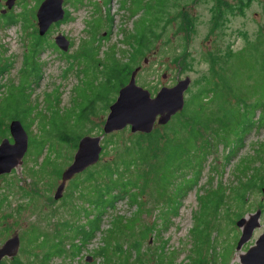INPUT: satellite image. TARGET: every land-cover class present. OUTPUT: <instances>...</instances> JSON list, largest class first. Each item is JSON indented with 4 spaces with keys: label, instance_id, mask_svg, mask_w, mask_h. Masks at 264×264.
I'll list each match as a JSON object with an SVG mask.
<instances>
[{
    "label": "rangeland",
    "instance_id": "1",
    "mask_svg": "<svg viewBox=\"0 0 264 264\" xmlns=\"http://www.w3.org/2000/svg\"><path fill=\"white\" fill-rule=\"evenodd\" d=\"M6 1L0 0V13L6 11L0 14V66H6L0 75V142L5 138L12 141L9 123L24 119L26 97L19 92L22 88L8 90L20 86L26 73L25 57L34 42L40 41L43 48L37 61L40 78L30 72V67L26 75H30L31 86L24 92L29 93L27 103L34 110L31 108L32 116L26 122L19 120L28 136L27 152L20 165L0 176V247L15 234L19 238L17 255L0 264H240L239 255L264 232V194L257 191L249 195L240 211L231 201L230 190L236 186L238 174L234 169L239 160L264 158V123L245 137L244 146L229 162L225 160L227 149L210 139V155L197 185L182 196L176 213L169 217L159 211L165 207L159 202L162 189L147 163H138L137 171L124 175L134 179L140 174L143 194L136 203L129 198L115 203L104 213L100 232L88 241L77 229L82 225L89 229L88 219L93 213L87 219L82 210H92L85 200L96 198L92 186L97 183L100 188L106 176L95 175V182L88 183V172H84L65 184L59 199L55 200L54 194L61 182L60 172L73 161L79 138L103 135L108 107L123 81L125 84L129 79L127 70L120 73L124 64L141 68L136 83L152 96L189 77L186 102L205 85V77L222 70L228 75L239 63L235 56L238 51L246 49L247 55L264 57V0H109L107 5V0H65L67 19L52 25L42 37L35 17L42 0H15L11 9H7ZM5 14L18 16V22L6 25ZM109 16L113 18L111 24ZM145 27L148 48L134 59L133 43ZM59 34L70 42L67 52L55 46L54 38ZM231 74L235 76L236 70ZM237 81L238 89L253 85L246 69L240 68ZM263 92L261 86V97ZM15 110L21 112L20 118L13 117ZM61 126L62 131L54 134ZM61 133L72 142H60ZM118 133L110 139L103 136L100 160L95 168L88 169L90 172L120 162L128 138L135 134L129 127ZM39 141L45 142L44 149ZM114 143L118 149H112ZM73 183L78 186L71 188ZM220 188L228 199L214 213L215 200L203 203L199 197ZM257 209L262 211L260 226L237 251L238 214L243 217ZM127 222H131L127 228L132 230L125 227ZM150 226L153 229H147ZM134 243H139L135 252ZM115 245L121 246V252ZM88 256L92 262L86 261Z\"/></svg>",
    "mask_w": 264,
    "mask_h": 264
},
{
    "label": "trees",
    "instance_id": "2",
    "mask_svg": "<svg viewBox=\"0 0 264 264\" xmlns=\"http://www.w3.org/2000/svg\"><path fill=\"white\" fill-rule=\"evenodd\" d=\"M108 1L105 2L106 5ZM74 2L79 3L80 0H74ZM106 12L109 13V9L106 8ZM2 18L6 25H13L18 22V16L11 14H5ZM6 18L7 20H5ZM66 19L67 16L63 21ZM109 21L110 24L113 22L112 16H109ZM38 37L36 35L35 39L39 40ZM146 43L145 27L143 34L135 39L133 43L135 45L134 59L137 56L144 55L145 50L148 48ZM42 48L40 41L34 42L24 61L26 73L22 81L25 77L27 78L24 85H21V81L18 88L8 90V92L11 90L17 91L22 88L19 92L21 91L22 95L26 97L24 110H22L24 119L21 118L20 121L25 120L26 122L32 116L34 110V106L27 103L29 93L24 92L25 89L26 91L30 90L31 86L30 75H26L29 73L28 68L30 67V72L37 74V79L40 78L41 66L37 61L39 51ZM255 48L256 45H254ZM245 50H240L235 54L239 59V63L236 67L230 68L228 75L222 70L211 77H205V85L189 97L185 102L184 109L172 117L168 124L155 127L150 134L130 136L128 144L124 146V156L120 162L113 166L106 165L100 172H90L88 169L91 167L84 171L85 173L88 172L85 179V182L88 183L95 182V175L104 174L106 176V180L100 184V188L97 183L92 186L96 198L90 197L85 200L92 210L88 211V209L83 208L82 213L87 219L91 213H93V217L88 219L89 229H85V225L77 229L78 233L83 235L84 241L92 239L97 232H100L104 213L109 209H113L115 203L126 198H129L132 203H136L139 195L143 194L145 185L139 184L142 179L140 174L137 173L134 179L124 177L127 172L137 171L138 163H147L152 169L159 188L162 189L159 202L161 207L165 206L159 211L169 217L176 213L175 209L179 208L182 196L197 185L202 174L203 164L210 155L208 153L211 146L210 139L216 145L222 144L227 149L225 160L229 162L238 150L244 146L245 137L256 125L264 123V92L263 96H260L261 86L264 91V57H252L251 53L247 55ZM177 61L178 59L175 58V62ZM5 67L0 66V75L5 71ZM240 68L247 70L248 77L252 81L251 84H253L245 90L237 87ZM132 69L129 64H124L120 73H125L127 70L126 74L128 73L129 76ZM233 69L236 70L235 76L231 74ZM123 83L121 86L124 85ZM10 93L13 95L14 92ZM250 95L256 97L252 101H248L246 96ZM85 112L86 109L82 117L85 116ZM257 112H259V115L256 118ZM19 113L21 114V112L15 110L13 117H19ZM62 126L61 130H55L54 134L60 133L63 129ZM119 134H110L109 139ZM59 140L64 144L72 142L67 134L62 133L59 134ZM39 143L43 144L44 149L45 142L39 141ZM118 146L117 143L111 145L112 149H118ZM262 154L264 155V146ZM184 155L187 156L186 160L183 158ZM257 161L259 162L258 166L255 165ZM52 166L53 168L56 166L54 162H52ZM234 172L238 174V179L236 186H233L230 190L231 201L241 211L243 205L248 201L249 195L264 188V158L258 156L257 160L241 159L235 165ZM77 186L78 184L73 183L71 188ZM199 199L204 201L203 203L215 200L217 209L214 213H217L225 205L228 196L225 190L220 188L208 192L206 195H201ZM77 213L81 215V212L78 211ZM238 217L240 218L242 215L238 214ZM119 223L120 221L115 222V226L117 227ZM129 223L131 222H127L125 225L126 228ZM132 229L133 227L128 230ZM147 229L150 230L153 227L150 226ZM145 234L143 233V235ZM138 247L139 243H134L132 246L133 252L137 251ZM120 249V245H115V250L119 252Z\"/></svg>",
    "mask_w": 264,
    "mask_h": 264
},
{
    "label": "water",
    "instance_id": "3",
    "mask_svg": "<svg viewBox=\"0 0 264 264\" xmlns=\"http://www.w3.org/2000/svg\"><path fill=\"white\" fill-rule=\"evenodd\" d=\"M14 1H6L7 9H11ZM64 1L42 0L40 2L35 13L40 37L44 36L52 25L64 20ZM4 13H6L5 9L0 14ZM54 43L63 52L69 49L70 42L60 34L54 38ZM146 63L145 59L144 64ZM140 69L136 67L130 71L127 83L118 89L115 100L109 105L103 125V135L83 136L78 140L72 163L60 173L61 182L56 188L55 200L60 198L67 182L99 162L103 151L101 141L104 135L118 133L127 127L132 134H150L156 126L168 124L172 117L184 109L185 93L191 84L189 77L179 80L170 88H161L152 96L150 91L136 83V76ZM8 130L12 141L5 138L0 142V176L9 174L20 165L28 148V136L19 120H12ZM261 192L264 194V188ZM261 215V209H257L236 220L235 226L240 229V236L235 246L237 251L241 250L242 246L251 239L253 232L259 228ZM18 250L19 238L15 234L0 247V262L6 258H14ZM92 260V257H86L87 262ZM239 262L240 264H264V232L246 252L239 255Z\"/></svg>",
    "mask_w": 264,
    "mask_h": 264
}]
</instances>
